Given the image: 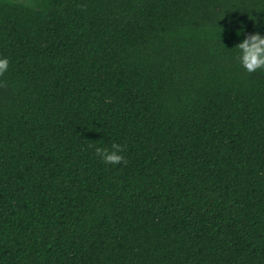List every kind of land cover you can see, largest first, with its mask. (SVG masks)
Returning a JSON list of instances; mask_svg holds the SVG:
<instances>
[{
	"label": "trees",
	"instance_id": "obj_1",
	"mask_svg": "<svg viewBox=\"0 0 264 264\" xmlns=\"http://www.w3.org/2000/svg\"><path fill=\"white\" fill-rule=\"evenodd\" d=\"M241 29L264 0H0V264H264Z\"/></svg>",
	"mask_w": 264,
	"mask_h": 264
},
{
	"label": "clouds",
	"instance_id": "obj_2",
	"mask_svg": "<svg viewBox=\"0 0 264 264\" xmlns=\"http://www.w3.org/2000/svg\"><path fill=\"white\" fill-rule=\"evenodd\" d=\"M237 33H242L243 39L235 45L237 50V60L240 67L246 72L253 73L264 70V34L253 32L248 34L241 29ZM10 61L7 57H0V75L9 70ZM122 146L113 143L111 147H96L95 154L105 165H120L124 162L121 154Z\"/></svg>",
	"mask_w": 264,
	"mask_h": 264
}]
</instances>
